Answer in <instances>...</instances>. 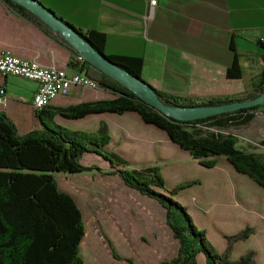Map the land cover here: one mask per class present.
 Masks as SVG:
<instances>
[{
    "label": "crops",
    "instance_id": "obj_1",
    "mask_svg": "<svg viewBox=\"0 0 264 264\" xmlns=\"http://www.w3.org/2000/svg\"><path fill=\"white\" fill-rule=\"evenodd\" d=\"M39 1L76 27L104 33L106 54L143 58V78L168 94L194 100L235 97L256 90L261 79L264 0H157L151 16L150 0ZM232 39L236 50L231 47ZM0 49L37 60L43 66L77 71L70 65V48L4 0H0ZM236 54L243 77L229 79L227 69ZM0 85L6 88L7 97L5 103H0V115L8 116L20 133L41 129L32 104L37 82L0 73ZM115 97L103 87H74L68 95L58 96L52 105L63 107ZM260 111L264 106L256 114ZM56 121L90 132H98L105 124L110 141L103 150L117 154L131 169L159 167L167 190L182 182L199 180L175 199L187 208L195 224L206 231L220 252L226 249L227 236L246 227L255 228L248 239L236 243L232 258L254 251L257 264H264V187L238 172L226 157L220 156L213 167L203 166L165 130L146 122L136 112H103L79 119L57 116ZM254 136L264 142V122ZM253 139L256 138L246 139L244 146L238 142V146L264 158V144L255 147ZM82 163L97 164L103 170L55 172L54 177L59 175V188L70 194L83 212L86 233L80 250L85 264H128L114 256L104 235H110L113 241L117 237L132 240L131 247L125 243L114 249L120 253L123 250L134 264H161L177 256L180 242L167 222L166 208L158 200L128 186L119 174L110 172V162L96 153L85 154ZM81 178L92 207L99 206L95 200L99 196V227L87 224L81 204L71 190L61 185V181L75 183ZM98 190L100 195L96 194ZM197 261L207 264L204 254Z\"/></svg>",
    "mask_w": 264,
    "mask_h": 264
},
{
    "label": "trees",
    "instance_id": "obj_2",
    "mask_svg": "<svg viewBox=\"0 0 264 264\" xmlns=\"http://www.w3.org/2000/svg\"><path fill=\"white\" fill-rule=\"evenodd\" d=\"M4 1L70 48L71 67L85 71L100 83V87L108 89L116 97L63 107L50 105L36 110L42 128L27 133H20L8 116L0 115V264H85L80 250L86 233L83 212L76 200L59 188L54 173L75 174L94 170L95 166L82 163L88 153L102 156L110 162L111 173L119 174L128 186L155 198L166 208L167 222L179 240L180 248L177 256L161 264H198L200 254L206 256L207 264H257L254 251L238 259L232 258L236 243L248 239L255 228L246 227L227 236L226 249L220 252L210 242L206 231L195 224L187 208L175 199L180 191L199 183V180L180 183L167 190L159 167L142 171L131 169L117 154L103 150L110 141L105 124L98 132H90L64 126L56 121V117L79 119L103 112H136L146 122L165 130L174 142L189 151L203 166L213 167L218 158L224 156L238 172L264 187L263 156L240 148L237 137L224 131L232 125L250 124L264 104L192 121L166 116L132 90L83 60L62 36L24 6L12 0ZM62 20L118 66L146 81L142 76L143 58L106 54L104 33L76 27ZM231 47L236 50L233 39ZM227 77H243L239 54L227 69ZM154 90L165 103L178 106L218 105L253 99L264 92V69L256 92L247 97L194 100ZM210 128L212 131H204ZM263 144L261 141L260 145ZM109 245L114 250L111 241ZM113 252L119 258L115 250Z\"/></svg>",
    "mask_w": 264,
    "mask_h": 264
},
{
    "label": "water",
    "instance_id": "obj_3",
    "mask_svg": "<svg viewBox=\"0 0 264 264\" xmlns=\"http://www.w3.org/2000/svg\"><path fill=\"white\" fill-rule=\"evenodd\" d=\"M12 1L24 6L46 25H48L54 32L62 36L83 60L90 62L108 76L132 90L140 99L155 107L166 116L183 121H192L207 118L216 114L234 112L239 109L264 104V92L253 99L234 101L218 105L178 106L167 104L160 98L150 84L133 76L128 71L114 63L104 53L100 52L86 39H84L76 30L65 23L60 16H58L52 9L44 5L41 1Z\"/></svg>",
    "mask_w": 264,
    "mask_h": 264
},
{
    "label": "built area",
    "instance_id": "obj_4",
    "mask_svg": "<svg viewBox=\"0 0 264 264\" xmlns=\"http://www.w3.org/2000/svg\"><path fill=\"white\" fill-rule=\"evenodd\" d=\"M157 0H150V16L153 15ZM0 73L13 75L30 80L38 84L33 97V107L40 110L52 105L61 95H68L74 87L98 89L100 83L87 75L85 71L68 72L55 66L47 67L37 60L16 56L0 49ZM6 88L0 85V103L6 102Z\"/></svg>",
    "mask_w": 264,
    "mask_h": 264
},
{
    "label": "rangeland",
    "instance_id": "obj_5",
    "mask_svg": "<svg viewBox=\"0 0 264 264\" xmlns=\"http://www.w3.org/2000/svg\"><path fill=\"white\" fill-rule=\"evenodd\" d=\"M254 91L255 90L250 89L246 93H244L243 95H239V96H241V97H247V96H250V95L254 94L255 93ZM263 122H264V111H262V112L260 111V113H258L255 116V120L253 122H251L250 124L240 125V126H238V125H232L231 127L227 128L224 131L225 132H228L230 134L235 135L237 137V139H238V142H239L240 146H244L245 145L244 142L246 141V139H248V138L250 139V138H253L254 137L256 139H253V141L255 142L254 144H256L255 147H257V144L260 143L262 141V139H261L260 136L255 137L254 134L256 132L259 133L261 124ZM204 131L205 132H210V131H212V128H210L209 130H204ZM90 166H95L96 168L94 170L99 171V172H102V170H103L101 168V166L100 165H97V164H92ZM56 180H57L58 184H60V177H59V175L56 176ZM78 181L79 182L72 183L70 181L64 180V181H61V185H62V187L64 189L71 190L73 192V194L75 195V197L77 198V200L81 204L82 209L84 210V212L86 214V218L85 219H86L87 224L90 225L91 228L99 227V225H100L99 218L101 216V207H100V202L98 201L99 196H97V199H95L97 205H99V206L96 205L97 207H92L91 206L92 201H91L90 197L87 195V193L85 191V188H84L85 180L83 178H81ZM182 183H185V182H182ZM194 185H196V184H194ZM194 185H192V186H194ZM188 188H190V187H188ZM188 188H186V189H188ZM186 189H184V190H186ZM184 190H182V191H184ZM182 191H180V192H182ZM99 192H100V190H98V192L96 194L97 195H100ZM114 208L116 209V207H114ZM104 239L107 242V244H109V241H111L113 248H115L114 247L115 245H117V247H119V246L120 247L121 246L123 247L125 245V243L126 244H129V247H131V245H132L131 244V241L132 240H127V239L122 240L121 238H118L117 237V238H114V241H113V239H112V237L110 235H104ZM129 241H130V243H129ZM116 250H115V252L119 256L118 259H123V260H125L129 264L130 263L129 260H132V259H129L128 257L124 256L123 255V250H120L121 253L118 252V251H116Z\"/></svg>",
    "mask_w": 264,
    "mask_h": 264
}]
</instances>
